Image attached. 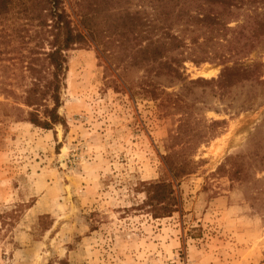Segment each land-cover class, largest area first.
Returning a JSON list of instances; mask_svg holds the SVG:
<instances>
[{
    "label": "rangeland",
    "instance_id": "obj_1",
    "mask_svg": "<svg viewBox=\"0 0 264 264\" xmlns=\"http://www.w3.org/2000/svg\"><path fill=\"white\" fill-rule=\"evenodd\" d=\"M250 1L226 18L242 34L175 24V71L146 73L91 39L69 49L65 125L51 129L16 109L28 56L49 50L43 28L18 0L0 6V264H264V0ZM64 7L85 34L73 0ZM233 65L250 70L197 81ZM156 182L173 194L153 217Z\"/></svg>",
    "mask_w": 264,
    "mask_h": 264
},
{
    "label": "trees",
    "instance_id": "obj_2",
    "mask_svg": "<svg viewBox=\"0 0 264 264\" xmlns=\"http://www.w3.org/2000/svg\"><path fill=\"white\" fill-rule=\"evenodd\" d=\"M126 0H73L79 25L85 34L71 24L69 14L64 7V0H18L20 13L27 19H37L43 28L42 40L48 41L49 50L35 56H28V65L25 66L31 75L30 86L24 89L21 104L17 111L23 115L17 119L29 122L34 126L51 129L55 125H65L58 109L61 104L60 92L62 81L67 70V57L65 52L74 46L91 39L101 46L105 52H111L118 57L123 55L130 65L144 69L146 73L152 69L175 71L173 54L185 45L182 38L175 34V24L193 25L204 31L224 30L245 32L243 26L230 28L226 18L231 15L233 8H239L250 0H140L150 6L152 13L143 9L129 12L120 8ZM13 0H0V6H7ZM143 3V4H142ZM51 23V24H50ZM263 27L259 22L257 29ZM50 29V30H49ZM256 29V28H255ZM51 33V40L46 35ZM253 47V46H252ZM177 61V60H176ZM179 61V60H178ZM184 60H180L182 64ZM201 58L196 63L204 62ZM35 63H39L36 67ZM115 64V63H113ZM242 66H225L217 79L200 78L197 81L211 82L225 86L232 82L231 75L247 72L250 69ZM252 68H257L255 65ZM161 72V71H159ZM248 73V72H247ZM147 77V76H146ZM234 81V80H233ZM224 84V85H223ZM150 86V85H149ZM143 89L145 96L157 99L160 92L155 86ZM176 178L177 172L169 167ZM154 189L156 205L152 206V216H163L167 206L163 202V190L166 194H173V188L168 183H151Z\"/></svg>",
    "mask_w": 264,
    "mask_h": 264
},
{
    "label": "crops",
    "instance_id": "obj_3",
    "mask_svg": "<svg viewBox=\"0 0 264 264\" xmlns=\"http://www.w3.org/2000/svg\"><path fill=\"white\" fill-rule=\"evenodd\" d=\"M201 256H202V258L204 259V257L208 256V254L205 253V254H203V255H201ZM211 257H212V256H211ZM211 257L208 256V263H207V264H211V263H212L211 261H213L212 264H224L223 262H220L219 259H217V258L215 259V261H214V260H211V261H210ZM196 262H197V260H196ZM198 264H200V262H199ZM262 264H263V263H262Z\"/></svg>",
    "mask_w": 264,
    "mask_h": 264
},
{
    "label": "bare ground",
    "instance_id": "obj_4",
    "mask_svg": "<svg viewBox=\"0 0 264 264\" xmlns=\"http://www.w3.org/2000/svg\"><path fill=\"white\" fill-rule=\"evenodd\" d=\"M214 72H215V69H211V70L208 69V70L204 71L203 73L206 75H209V74H212Z\"/></svg>",
    "mask_w": 264,
    "mask_h": 264
}]
</instances>
